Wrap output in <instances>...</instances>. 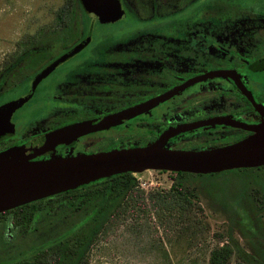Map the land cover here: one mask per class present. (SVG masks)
<instances>
[{
    "label": "flooded vegetation",
    "instance_id": "af4514ba",
    "mask_svg": "<svg viewBox=\"0 0 264 264\" xmlns=\"http://www.w3.org/2000/svg\"><path fill=\"white\" fill-rule=\"evenodd\" d=\"M115 1L100 14L76 0L71 23L54 15L3 53L0 104L87 38L9 114L0 150L47 159L143 146L170 132L163 147L200 150L264 122V0ZM103 177L0 210V264H52V253L40 260L53 251L37 245L39 235L57 227L53 216L83 212L68 196Z\"/></svg>",
    "mask_w": 264,
    "mask_h": 264
},
{
    "label": "trees",
    "instance_id": "16d2710c",
    "mask_svg": "<svg viewBox=\"0 0 264 264\" xmlns=\"http://www.w3.org/2000/svg\"><path fill=\"white\" fill-rule=\"evenodd\" d=\"M78 13L76 0H63L56 15L68 16L71 23V16ZM166 173L171 179L166 189H143L133 173L121 172L97 179L85 185L80 192L69 195V200L80 204L84 211L53 216L58 222L57 227L50 233L45 232L48 235L40 234L37 242L39 247L53 252L40 260L48 261L52 253L49 259L52 264H87L89 247L100 239L108 238L119 225L137 234L157 225L167 241L181 238L186 241V247H190L193 239L207 230L204 208H208L214 213L219 211L222 218L221 230L213 232L218 242L208 249L205 264H228L232 251L237 256L236 264H264V257L249 242L251 234L258 233L256 225L252 224V230L246 231L237 221L224 222L226 214L229 216L226 206H215L211 202L213 197H217L220 203L222 196L215 195L203 185L199 177L202 173ZM258 188L263 193L262 197H255L252 191L247 193L248 196L245 194L246 200L252 199L250 217L256 220L259 213H264V186L258 183Z\"/></svg>",
    "mask_w": 264,
    "mask_h": 264
},
{
    "label": "water",
    "instance_id": "95a60500",
    "mask_svg": "<svg viewBox=\"0 0 264 264\" xmlns=\"http://www.w3.org/2000/svg\"><path fill=\"white\" fill-rule=\"evenodd\" d=\"M83 1L88 9L100 14L113 13L117 8L115 0ZM86 40L74 44L43 68L32 80L26 94L0 104V135L11 130L9 114L27 99L34 83ZM245 126L251 133L241 139L200 150L163 147V140L172 132L162 134L143 146L47 159H29L21 147H7L0 150V210L122 171L138 172L149 168L206 174L263 165L264 122Z\"/></svg>",
    "mask_w": 264,
    "mask_h": 264
},
{
    "label": "rangeland",
    "instance_id": "374dc122",
    "mask_svg": "<svg viewBox=\"0 0 264 264\" xmlns=\"http://www.w3.org/2000/svg\"><path fill=\"white\" fill-rule=\"evenodd\" d=\"M246 1L256 3V0ZM62 4L63 0H0V60L3 53L17 46L16 42L22 35L45 30ZM95 31H101L96 24L94 34L97 33ZM133 175L143 189H166L171 181L165 170L148 168ZM199 177L207 189L222 196L220 203L217 197H213L211 202L215 206H226L229 216L225 213L224 222L237 221L246 231L252 230V224L256 225L258 233L251 234L249 242L264 257V213H259V221L251 218L249 208L252 199H245V194L248 196L251 191L255 197H262L258 183L264 186V165L259 169L258 166L232 168ZM204 210L207 230L193 239L190 247H186V241L181 238L167 241L157 225L140 234L119 225L108 238L100 239L89 247L87 264H205L208 249L218 242L213 232L221 230L222 217L219 211ZM233 229L237 227L233 226ZM238 241L242 244V239ZM236 258L235 251H232L228 264H236Z\"/></svg>",
    "mask_w": 264,
    "mask_h": 264
},
{
    "label": "built area",
    "instance_id": "2783aa9c",
    "mask_svg": "<svg viewBox=\"0 0 264 264\" xmlns=\"http://www.w3.org/2000/svg\"><path fill=\"white\" fill-rule=\"evenodd\" d=\"M139 185V184H138Z\"/></svg>",
    "mask_w": 264,
    "mask_h": 264
}]
</instances>
